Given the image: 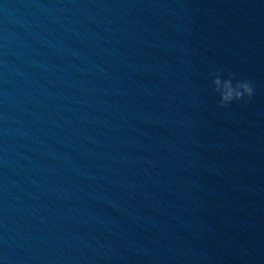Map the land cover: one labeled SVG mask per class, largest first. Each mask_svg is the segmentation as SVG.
Masks as SVG:
<instances>
[{
	"label": "clouds",
	"instance_id": "obj_1",
	"mask_svg": "<svg viewBox=\"0 0 264 264\" xmlns=\"http://www.w3.org/2000/svg\"><path fill=\"white\" fill-rule=\"evenodd\" d=\"M210 88L219 97L218 106L224 109L237 102L247 104L255 95L252 81L237 79L234 74L225 77L219 70L211 73Z\"/></svg>",
	"mask_w": 264,
	"mask_h": 264
}]
</instances>
